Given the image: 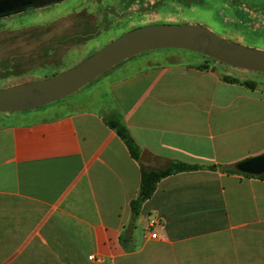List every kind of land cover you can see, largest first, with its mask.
Listing matches in <instances>:
<instances>
[{
  "label": "crops",
  "instance_id": "crops-1",
  "mask_svg": "<svg viewBox=\"0 0 264 264\" xmlns=\"http://www.w3.org/2000/svg\"><path fill=\"white\" fill-rule=\"evenodd\" d=\"M250 9L264 19V0ZM181 51L133 55L0 113V264H264V178L221 169L264 153V77ZM171 160L201 167L159 180L134 212L141 167Z\"/></svg>",
  "mask_w": 264,
  "mask_h": 264
},
{
  "label": "rangeland",
  "instance_id": "rangeland-1",
  "mask_svg": "<svg viewBox=\"0 0 264 264\" xmlns=\"http://www.w3.org/2000/svg\"><path fill=\"white\" fill-rule=\"evenodd\" d=\"M231 1L64 0L0 18V89L71 68L124 32L147 24L203 25L230 41L264 50V19H253L248 11L262 0ZM181 52L184 60L195 53ZM218 63L247 79L264 77Z\"/></svg>",
  "mask_w": 264,
  "mask_h": 264
},
{
  "label": "water",
  "instance_id": "water-1",
  "mask_svg": "<svg viewBox=\"0 0 264 264\" xmlns=\"http://www.w3.org/2000/svg\"><path fill=\"white\" fill-rule=\"evenodd\" d=\"M62 1L0 0V18ZM164 48L188 50L239 69L264 73V50L230 41L203 25L147 24L124 32L71 68L1 88L0 113L29 110L54 102L133 55ZM235 168L250 175L263 174L264 153L238 162Z\"/></svg>",
  "mask_w": 264,
  "mask_h": 264
},
{
  "label": "trees",
  "instance_id": "trees-1",
  "mask_svg": "<svg viewBox=\"0 0 264 264\" xmlns=\"http://www.w3.org/2000/svg\"><path fill=\"white\" fill-rule=\"evenodd\" d=\"M206 58H208L211 61H216L214 59H212L211 57L202 55ZM226 78V77H225ZM234 79V78H231ZM249 86H252V82H244ZM108 125L113 128L117 134L123 139V141L125 142L130 155L137 159L140 160V149L138 147V145L135 143V141L133 140V138L131 137V135L129 134L127 128L124 126V124L118 120V119H109L107 121ZM201 166L199 165H195V164H189L186 162H182V161H177V160H171L167 163L166 166L161 167V168H157V169H153V168H145L144 166L141 167V180H140V190H139V194L137 196V198L133 199L130 203L131 208L134 212L138 211L139 206L141 205V203L149 198L151 196V194L153 193L156 184L159 180H161L162 178L171 175V174H175L178 172H182V171H189V170H195V169H199ZM210 168H214V165L209 166ZM222 170L226 171V172H233V173H239V174H243V175H248V174H244L239 172L235 167H227V166H223L221 167ZM253 176V175H251ZM258 177L260 178H264V173L258 175Z\"/></svg>",
  "mask_w": 264,
  "mask_h": 264
},
{
  "label": "built area",
  "instance_id": "built-area-1",
  "mask_svg": "<svg viewBox=\"0 0 264 264\" xmlns=\"http://www.w3.org/2000/svg\"><path fill=\"white\" fill-rule=\"evenodd\" d=\"M153 222H154V220H151V221H150V223H153ZM89 257L92 258V256H89Z\"/></svg>",
  "mask_w": 264,
  "mask_h": 264
}]
</instances>
